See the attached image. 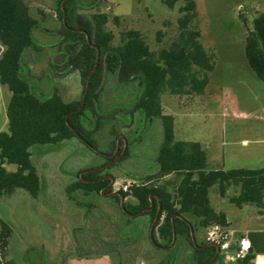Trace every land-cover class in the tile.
I'll return each mask as SVG.
<instances>
[{"label":"rangeland","instance_id":"1","mask_svg":"<svg viewBox=\"0 0 264 264\" xmlns=\"http://www.w3.org/2000/svg\"><path fill=\"white\" fill-rule=\"evenodd\" d=\"M26 2L37 27L33 31L34 47L21 61L23 75L41 98L50 96L56 89L66 101L80 99L83 86L78 70L58 78L50 66L56 55L55 45L61 39L57 34L60 23L56 18L55 0ZM195 2L199 40L213 56L214 67L207 74L209 85L205 95L196 97L197 100L177 97L170 107L165 102L171 96L162 93L164 113L175 117L177 140L197 141L202 145L208 157V169L262 168L264 83L249 68L243 44L253 19L264 12V0ZM180 5L182 2L178 1L170 9L163 0H76L74 13L90 19L96 14H106L104 30L112 33V45L119 44L121 31L133 29L156 51L176 37ZM1 52L0 46V55ZM139 94L136 83L119 84L112 75L104 78L95 114L85 111L84 120L96 151L78 138L58 145L30 147L31 160L40 178V191L32 197L16 189L0 197V220L11 228L2 254L5 260L13 264H146L145 261L153 263L173 257V264H192L188 243L178 241L171 250L158 251L138 234L137 227L147 220L145 215L122 214L116 202L105 193L67 191L84 170L104 166L102 174L115 179L114 185L108 187L113 191L123 184L139 185L140 181L128 176L144 178V174L156 170L154 157L162 140L160 120L145 119L140 111L134 110ZM9 97V91L0 85V131L7 126L5 106ZM215 97L224 100L221 107L220 103H213ZM96 120H100L97 131ZM115 139L116 149L121 147V142L122 149L118 159L108 165L107 156L116 153V149H111ZM241 139L248 143L241 144ZM6 169L14 171L15 166L7 165ZM168 182L171 183L168 189L172 191L173 176L160 180L161 184ZM239 190L238 185L231 184L221 195L219 186L214 185L208 193L212 208L216 212L231 209L237 213L228 198L236 196ZM124 202L134 200L126 197ZM188 218L195 226L196 222ZM207 229L195 228L197 244L207 242ZM226 258H223L225 264L236 261L228 258L226 263Z\"/></svg>","mask_w":264,"mask_h":264},{"label":"trees","instance_id":"2","mask_svg":"<svg viewBox=\"0 0 264 264\" xmlns=\"http://www.w3.org/2000/svg\"><path fill=\"white\" fill-rule=\"evenodd\" d=\"M178 1L182 5L178 8L176 37L168 46L153 51L141 33L133 29L121 31L119 44L112 45V33L104 30L106 14H96L90 19L74 13L76 0H55L56 18L60 23L57 34L61 39L55 45L56 55L50 66L56 77L78 70L83 86L81 98L89 79L84 103L78 110L81 98L66 101L56 89L50 96L41 98L32 91L30 81L22 73L21 61L34 47L33 31L37 20L30 14L26 0H0V85L10 93L5 106L7 126L0 131V197L10 195L16 189H22L32 197L38 195L40 178L31 160V146L58 145L78 138L95 148L91 133L84 126L85 111L95 114L104 78L112 75L119 84L136 83L140 94L134 102V110L140 111L145 119L160 120L162 140L155 158L157 171L144 178H133L140 181L139 185H131L127 191L120 190L124 198L134 200L133 203L124 202L125 212L120 207L119 197L111 196L124 215L144 211L150 206V195L158 197L160 213L152 235L156 244L169 248H157L150 241L149 229L157 211L155 198L152 210L142 214L147 220L137 227L138 234L145 237L153 249L169 251L180 241V244L186 242L191 247L192 264L213 259L216 248L206 246L208 242L194 246L191 230L194 235L196 227L227 226L225 215L212 208L208 197L209 189L216 184L221 195L227 186H239V193L230 199L236 206L264 205V168L207 170L206 152L201 145L175 140L173 117L162 112V93L200 95L208 83L207 74L214 67L212 54L199 40L195 0H163V3L171 9ZM243 51L249 68L264 83V12L253 19L252 29L244 39ZM99 122L96 120V131L100 128ZM120 144L118 154L122 149V142ZM115 148L116 139L111 143L112 151ZM112 159L106 158V161ZM7 165H14L15 170L8 171ZM168 176L175 179L172 191L168 189L170 182L160 183ZM103 177L102 169L87 172L82 177L78 173L77 180L68 186L67 191L99 195L110 183L107 178L98 181ZM94 179L96 182L88 181ZM112 191L108 188L104 193ZM174 214L181 217H174L172 221ZM186 216L191 217L196 225ZM173 228L175 242L171 245ZM10 234L9 225L0 220V264H13L2 255ZM223 257L219 254L210 264H225ZM253 258L254 253L247 254L233 264H252ZM172 259L145 262L173 264Z\"/></svg>","mask_w":264,"mask_h":264},{"label":"crops","instance_id":"3","mask_svg":"<svg viewBox=\"0 0 264 264\" xmlns=\"http://www.w3.org/2000/svg\"><path fill=\"white\" fill-rule=\"evenodd\" d=\"M58 78H62V77H58ZM208 85H209V80H208V83H207L203 93L200 95H182V96L169 95L171 97H169V102H165V105L170 107V105L176 101L177 97H185V98L186 97H188V98L194 97L196 99V97H198V96H203L206 93V88L208 87ZM74 100H76V99H74ZM196 100H194V101H196ZM215 100H216V97L214 98V100H212L213 103L214 104L220 103V107H221L224 100L222 98H218L216 101ZM204 101H206V100H204ZM193 104H194V102H193ZM162 112H163V114H165L164 109H163V105H162ZM165 115H171V114H165ZM171 116L173 117L174 137H175V140H177L176 134H175L176 133L175 117L173 115H171ZM178 141H184V140H178ZM191 142H197V141H191ZM197 143H199V142H197ZM240 143L241 144H247L248 140L241 139ZM221 144H223V137H222V143ZM207 146H209V144ZM201 147H202V145H201ZM155 158L156 157H154V161H155ZM207 160H208V157L206 154V165L208 163ZM155 164H156V162H155ZM222 167H224V162H222ZM262 168H264V167H262ZM262 168H259V169H262ZM231 169H245V168H231ZM231 169H222V171H227V170H231ZM207 170H221V169H217L216 167H214L213 169H208V167H207ZM251 170H257V169H251ZM156 171H157V165H156V170L154 172L146 173V174H144V177L151 175V174H154ZM128 177L139 178V177H133L132 175L128 176ZM141 178H143V177H141ZM165 178L166 177H164L162 179H165ZM231 198L232 197L228 198V201L230 202L231 205H233V207L236 210H238V212L234 213V212H232L231 209H226V210L224 209L223 211H220V212L223 213L225 215V218H226L227 226L225 228L230 229L234 232L232 245H235L241 236L246 235L250 241L252 253H254V258L252 260V263L253 264H264V217H263L264 205L263 206H256L253 204H242L240 206H236L231 202V200H230ZM247 207H251V208H247ZM243 210H255V211H252L251 213H245V211H243ZM186 218H187V220L192 222L190 220V218H188V216H186Z\"/></svg>","mask_w":264,"mask_h":264},{"label":"water","instance_id":"4","mask_svg":"<svg viewBox=\"0 0 264 264\" xmlns=\"http://www.w3.org/2000/svg\"><path fill=\"white\" fill-rule=\"evenodd\" d=\"M61 7H63V2H62V4H61ZM64 20H65V12H64V10H63V21H64ZM96 50H97V58H98V49L96 48ZM96 63H97V62H96ZM95 68H96V64H95ZM95 68H94V70H95ZM94 70H93V71H94ZM88 83H89V79H88L87 82H86L85 89H84V94H83V96H82V98H81V103H80V107L78 108V110L82 107V105H83V103H84L85 95H86L87 90H88ZM81 141L84 142L86 145L90 146V145H89L88 143H86L83 139H81ZM90 148H91L93 151H96L93 147L90 146ZM116 151H117V149H116ZM114 155H115V154H113L112 156H114ZM116 159H118V157L115 158L113 161H116ZM113 161H112V162H113ZM103 167H104V166L98 167V168H96V169L84 170V171L80 172L79 176L82 177V176H83L85 173H87V172H92V171H94V170H99V169H102ZM105 178H108V179L110 180V183H109L108 186H106V187L101 191L102 194H104V191H105L108 187H112V186L114 185V183H115V179H114L112 176H106V177H103V178L99 179L98 181H102V180H104ZM106 195H108V196L117 195V196L119 197V199H120V207H121L122 211L125 212V208H124V199H125V198H124V196L122 195V193H121L119 190L112 191V192H110V193H108V194H106ZM153 198H155V199L157 200V211H156V214H155V218H154V220H153V223L151 224L150 229H149V237H150V241H151L152 244H153L155 247H157V248L167 249V248H169V246H167V247H162V246L156 244V243L154 242L153 235H152L154 225H155V223L157 222V220H158V218H159V213H160V202L158 201V197H156L154 194L150 195V197H149V199H150V206H149L147 209H145L144 211H142V212H140V213H138V214H128V216H131V217H138V216H141L142 214H144V213H146V212L152 210V208L154 207ZM174 217H181V216L178 215V214H174V215L171 217V220H172V221H173V218H174ZM190 228H191V226H190ZM191 238H192V242H193L194 246H196V241H195V238H194V235H193L192 230H191ZM174 242H175V234H174V228H173V240H172L171 245H172ZM210 245H211V246H214V247L216 248V254H215V256L213 257L212 260H210V261H208V262H205V263H203V264H210V263H211V262H212V261H213V260L219 255V254H220V255H226V256H227V258H226V260H225L226 263H227L228 260H229V259H228L229 256H231V255H235V254L237 253V252H236V249H230V250H227V251H225V252L220 251L218 245L215 244V243H207L206 246H210ZM204 247H205V246H204ZM198 248H203V247H198ZM251 253H252V248H250V250L248 251V254H251Z\"/></svg>","mask_w":264,"mask_h":264},{"label":"built area","instance_id":"5","mask_svg":"<svg viewBox=\"0 0 264 264\" xmlns=\"http://www.w3.org/2000/svg\"><path fill=\"white\" fill-rule=\"evenodd\" d=\"M134 183V182H133ZM129 184H123L117 189L120 191H126L129 187ZM262 204H264V196L262 198ZM234 237V232L230 229L223 228L219 225L209 226L207 229V242L215 243L218 245L220 251H227L230 249H236V254L229 256L232 261H235L238 258H243L248 254V251L251 248L250 241L246 235L241 236L238 239V242L235 245H232V240ZM226 256V255H224ZM253 264V263H252Z\"/></svg>","mask_w":264,"mask_h":264},{"label":"flooded vegetation","instance_id":"6","mask_svg":"<svg viewBox=\"0 0 264 264\" xmlns=\"http://www.w3.org/2000/svg\"><path fill=\"white\" fill-rule=\"evenodd\" d=\"M85 144V143H84ZM86 145V144H85ZM87 147H89L90 148V146H88V145H86ZM92 147V146H91ZM118 148H119V146H118ZM91 149V148H90ZM116 149V148H115ZM92 150V149H91ZM115 155L114 156H112L113 154H111L110 156H107V158H113L112 160H110V161H108L107 163H108V165L109 164H111L112 163V161L115 159V158H117L118 157V149H117V151H116V153H114ZM80 174V173H79ZM104 177H106V176H104ZM106 179V178H105ZM108 179V178H107ZM88 181H90V182H96V179H94V180H88ZM224 258V257H223Z\"/></svg>","mask_w":264,"mask_h":264}]
</instances>
